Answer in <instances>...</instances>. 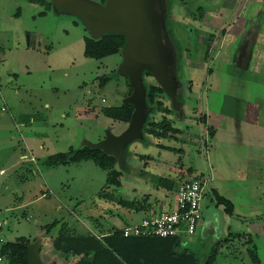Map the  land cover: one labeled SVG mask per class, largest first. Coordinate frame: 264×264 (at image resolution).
I'll list each match as a JSON object with an SVG mask.
<instances>
[{
  "label": "rangeland",
  "instance_id": "374dc122",
  "mask_svg": "<svg viewBox=\"0 0 264 264\" xmlns=\"http://www.w3.org/2000/svg\"><path fill=\"white\" fill-rule=\"evenodd\" d=\"M198 1L211 13L220 8L217 0ZM256 6L262 4L249 5L250 8ZM175 27V38L181 45L186 46L196 39L189 34L187 26ZM87 36L79 18L53 7L46 8L44 0H0V169L3 168L0 175V264H9L7 255L2 252L4 244L19 238L43 240L42 260L46 264H73L78 257L54 252L50 237H57L59 231L65 229L67 235L82 231L86 233L81 235L101 239L104 232L134 223L148 212L166 211V204L171 200L174 189L158 183L155 177L140 174L138 168L143 167L144 160L139 157L124 171L117 163L113 165L110 170L120 171L116 178L122 182L114 187L106 183L108 176L113 178L110 170L100 168L92 160L53 167L44 164L51 153L78 148L85 141L97 142L106 131L117 135L127 127V122L101 113L88 119L77 117V109L87 104L97 108L119 105L127 89L123 77L115 72L121 55H109L100 60L86 58ZM259 49L264 51L262 46ZM218 68L226 70L213 63L214 73L207 77V85L228 98L227 84L231 79L228 75L221 77ZM110 72L113 78L99 86L97 77ZM179 75L183 77L184 70L179 71ZM190 75L195 78L194 87L204 80L203 71L193 75L191 71ZM198 96L192 95L193 107L186 112L189 120L183 126L185 131L180 139H169L180 135L176 130L163 131L165 138H158L156 132H161L162 128L150 123L148 130L155 133L149 137L156 145L139 141L129 145L130 150L136 147L139 153L148 154L146 159L151 162H167L162 168L147 163L146 173L153 170L156 177L177 183L182 174L169 163H178L179 156L180 163L193 167L196 173L207 169L205 157L200 156L204 145L196 119L201 116ZM102 98L105 102H101ZM227 105L229 107L230 102ZM30 115L32 122H29ZM161 118H165L162 113L153 120L161 122ZM183 123L178 121L176 125ZM162 145L181 148L184 155L160 148ZM206 149L213 186L233 202L235 216L226 214L222 206H216L206 197L202 201L203 219L211 220L216 225L215 230L211 232L210 228L206 234L185 237L186 243L195 249L209 250L230 233L232 236L220 242L215 264H255L253 254L259 264H264V229L259 228L255 220L240 219L264 215V158L260 159L262 163L257 159L264 153V127L228 120L214 139L207 138ZM31 153L36 161L30 160ZM103 191L109 192L114 201L101 198L99 194ZM43 192L45 196H41ZM119 197L132 200L135 208L119 205L116 202ZM87 219L88 230H84L81 222ZM48 227L50 230L45 234Z\"/></svg>",
  "mask_w": 264,
  "mask_h": 264
},
{
  "label": "flooded vegetation",
  "instance_id": "af4514ba",
  "mask_svg": "<svg viewBox=\"0 0 264 264\" xmlns=\"http://www.w3.org/2000/svg\"><path fill=\"white\" fill-rule=\"evenodd\" d=\"M44 1H46V8L50 9L53 7L51 0H44ZM97 1L100 2L101 0H97ZM196 1L198 2V4L196 3ZM217 1H220V5H221L222 0H217ZM246 1L248 5L246 6L245 15L249 16L251 18L250 21L252 22L249 25L250 31L249 34L243 38L240 44V51L238 57H236L235 59L234 56L235 59L234 63L229 64L228 62H224L221 60V49H222L221 39L226 34V28H219V26H216V20L213 18V17L216 18L218 17V19H221L220 17L221 6H219L220 8L217 12L213 11L211 13L205 7L200 5L198 0H165L166 3L165 26H166V30L169 33V37L172 41L177 59L176 79L178 82L177 83L178 87H176L175 89L177 104L176 105L172 104L171 98L167 95L166 91L156 82V80L153 78L152 74L149 71L146 70L143 71L142 76L145 87L146 85H149L155 88V91L153 93V100L156 101L158 104H160V106L156 112L152 113L150 107L147 104L149 108V112L143 124L144 137L139 140H136L144 144L147 143L154 144L152 138L149 137L155 133V132L153 133V131L150 132V130H148L150 123H152V125H155L154 127L156 128L157 125L162 128L161 132H156L158 138L160 139L165 138L163 131L167 133H172V130H176L180 132V135L176 137L177 139L173 137L169 139H173L175 141L180 139L181 138L180 136L184 135L183 131H185L183 130V126H186V120H189L188 117L186 116V112H188V110L191 107H193L192 95L194 93L199 94V96L197 97V99H199V102L197 103L200 104L201 116H199V119L198 118L196 119H197V123L200 124L202 130L201 132H202L203 145H204L203 152L200 153L201 154L200 156L202 157L203 155V157H205L207 162V169L202 173H196L193 167L184 166L182 165V163H180L181 162L180 156L177 161L178 163L175 162L169 163V166L172 169L176 168V170L181 172L182 175L179 176V178L181 179L180 181L186 180L185 178L199 180L203 184V200L206 197L209 198V200L213 204H215L216 206H222L224 212L231 216H235L234 204L231 200L221 195L218 192V190L213 186V173L211 169V164L208 162L206 146H207V138L214 139L218 133V129L225 127L228 120L229 121L235 120L237 124L245 123L248 124L249 126L254 125L257 127L258 126L264 127V62H263L264 51H262V49H259L261 46L264 47V44L254 43V40L251 37V35L255 31V27H258L259 29L264 28V3H261L262 6H256L255 8H250L249 5L252 4L253 1L252 0H246ZM47 3H49L50 7H47ZM235 8L236 7H234L233 10H235ZM206 10L208 11L209 14L207 16H205L204 13ZM176 25H179V27L181 28L187 26V29H189L190 32L189 34H192L193 36L195 35L196 39L195 40L192 39V41H190V43H188L186 46L181 45L179 40L175 38V34L173 31V29L176 28L175 27ZM226 27L228 28V26ZM252 30L253 33L251 32ZM114 54L121 55V50L118 53H113L109 55H114ZM109 55L94 60H100ZM213 63H216L221 68L226 69V70L219 68L217 69L221 74V77H225L228 75V77L231 79V83L227 84L230 90L227 96L229 99L226 98L224 94H220L218 91L211 90L208 88L207 77L209 78L212 75V73H214L212 69ZM181 70H184L183 77L179 75V71ZM116 71L118 73V76L123 77L124 80L123 85L125 88H127L124 96V98H126L131 94L132 88L129 84V80L127 82V79L125 77L126 75L118 71V66L115 72ZM191 71H192V75L196 71L199 72L203 71L204 73V75L201 77V78L204 77V80L201 79L199 83L196 84L195 87L193 82V79L195 78H193V76L190 75ZM186 73H188L189 76H186ZM109 74L112 73L110 72L108 74H103L97 77L99 79L98 80L99 86H101L100 78L103 76H107ZM112 78L113 76L111 77V79ZM111 79H109L104 85H106ZM129 87L131 88L130 93H129ZM210 99L212 101H210ZM101 102H105V99L102 98ZM228 102H230L229 107L227 105ZM122 103L123 102H121L119 105L110 106V107H118ZM124 104H128V103H124ZM104 107H109V106H103L97 108L95 106H91L90 104H87L86 111L93 112L94 114L93 116L96 117L100 113L103 114L102 109ZM160 113L164 114L165 118H161L162 119L161 122H156L155 120H153L154 117L156 115H160ZM169 116L171 118H169ZM191 119L192 118L190 117V121H192ZM117 121H121V120H117ZM178 121L184 123L181 124L180 126H177L176 122ZM189 140L192 142L191 139ZM192 143L196 144L197 142L194 141ZM129 145L126 147L125 150L126 167L128 166L131 167L130 162L133 161V156H137L141 158V160H144L143 162H145V165L151 162L150 159H146L148 155H146L145 153H139L138 151L139 149H137L136 147L132 148L133 150H130L131 146ZM160 148L178 151L183 153L184 155V150L181 148H176L170 145H162L160 146ZM129 151H132L133 155L129 156ZM262 158H264V153L262 156H260L257 159H259V162L262 163V161L260 160ZM262 160L264 161V159ZM152 162L154 161L152 160ZM164 164H167V162ZM122 171H124V167ZM138 171H140V168H138ZM140 174L146 177L149 176L153 178L155 177L156 179L159 178L155 176L153 170H150V174L146 173L145 171L142 173L141 170ZM220 199L229 201L232 204L233 209L231 214L226 212L225 204L221 202ZM240 219H243L246 222L255 220L256 223L260 225V227L259 226L257 227L264 229V215L251 217L250 219L240 217ZM204 221H209V220L203 219V215H202L201 223H203ZM211 226H212L211 232H213L215 230L216 225L212 222ZM249 239L247 241H249ZM254 250H256V248H254Z\"/></svg>",
  "mask_w": 264,
  "mask_h": 264
},
{
  "label": "water",
  "instance_id": "95a60500",
  "mask_svg": "<svg viewBox=\"0 0 264 264\" xmlns=\"http://www.w3.org/2000/svg\"><path fill=\"white\" fill-rule=\"evenodd\" d=\"M53 8L82 20L89 37L100 38L106 33H121L125 44L121 49L118 71L128 77L132 92L123 103L133 105L127 127L114 135L109 130L97 142L83 145L98 148L116 159L122 170L126 147L144 137L143 124L149 112L143 71H149L176 105L175 89L177 59L166 30L165 0H51ZM183 240V239H182ZM41 239L29 241L27 264H46L40 257Z\"/></svg>",
  "mask_w": 264,
  "mask_h": 264
},
{
  "label": "trees",
  "instance_id": "16d2710c",
  "mask_svg": "<svg viewBox=\"0 0 264 264\" xmlns=\"http://www.w3.org/2000/svg\"><path fill=\"white\" fill-rule=\"evenodd\" d=\"M100 3L103 4L104 0H101ZM47 7H50L49 3H47ZM124 43L125 37L121 33H106L100 38L87 36L84 44V56L89 59H99L109 54L118 53ZM111 77V74L101 77L100 85L103 86ZM125 77L128 82L127 76ZM154 91L155 88L146 85V101L152 113L156 112L160 106L153 100ZM130 92L131 88L129 87ZM132 110L133 106L131 104L122 103L118 107H104L102 112L105 116L115 120L128 122ZM81 160H92L105 170H110L116 163L115 158L104 151L83 145L48 155L44 164L47 167H53ZM125 169L126 165L124 166ZM110 173L113 178L107 177V186H120L121 182L116 177H119L121 172L110 170ZM157 180L162 185H168L169 189H175L177 184L162 178ZM99 196L113 201L115 199L109 192L105 191L101 192ZM220 201L225 204L226 212L231 214L232 204L224 199H220ZM116 202L129 208L135 206L132 200L122 197L117 198ZM226 240L227 237L224 240L215 242L209 250L204 248L195 249L179 237H123L120 230L115 228L104 232L101 239L89 234L67 235L62 232L54 238L52 246L63 254L71 253L76 255L78 259L73 264H215L220 242ZM29 241L26 238H19L15 242L4 244L2 252L7 255L9 264H27L26 244ZM251 258L255 264H259V259L255 254L251 255Z\"/></svg>",
  "mask_w": 264,
  "mask_h": 264
},
{
  "label": "built area",
  "instance_id": "2783aa9c",
  "mask_svg": "<svg viewBox=\"0 0 264 264\" xmlns=\"http://www.w3.org/2000/svg\"><path fill=\"white\" fill-rule=\"evenodd\" d=\"M3 174V170L0 171ZM203 184L197 179L180 181L166 204V211L147 213L139 221L120 228L123 237L159 238L193 236L202 221Z\"/></svg>",
  "mask_w": 264,
  "mask_h": 264
},
{
  "label": "crops",
  "instance_id": "0c3cea01",
  "mask_svg": "<svg viewBox=\"0 0 264 264\" xmlns=\"http://www.w3.org/2000/svg\"><path fill=\"white\" fill-rule=\"evenodd\" d=\"M252 1H253V3H264V0H252ZM247 5L248 4H247L246 0H222L221 5H220L221 6V12H220L221 19H218V17L217 18L213 17L216 20V26H219V28H226V34L221 39L222 40V42H221V45H222L221 46V48H222L221 49V60L224 62H228L229 64L234 63L236 57H238V54L240 51V44H241L243 38L246 37L250 31L249 25L252 23L250 21L251 18L249 16L245 15ZM234 7H236L235 10H233ZM204 13H205V16L209 15L207 10ZM219 20H220V22H219ZM226 26H228V28ZM251 32L253 33V30ZM251 37L253 38L254 43L264 44V28L259 29L258 27H255V31L251 35ZM234 56H235V59H234ZM9 80H12V78ZM210 101H212V100L210 99ZM86 107H87V105L81 106L77 109V117L79 119H88V118L94 117L93 112L86 111ZM32 121H33V116L30 115L29 122H32ZM22 123H21V125H22ZM51 154H54V153H51ZM146 155H148V154H146ZM136 158H137V156H133V160H136ZM30 160L36 161L37 158L35 155H33L31 153ZM142 163H143V165H142L143 167H141V166H139V167L143 173L145 170L148 171L149 168H145V162L142 161ZM154 166H156V167L158 166V167L162 168V166H165V164H163V163L158 164L157 162H151V167H154ZM1 170H3V168H1L0 171ZM120 182H121V180H120ZM179 182L180 181H178L177 184ZM140 184H142V180H141ZM121 185H122V182H121ZM45 195H46L45 192H43L41 194V196H45ZM87 223H88V219L85 221V223L81 222V227L84 230H88ZM211 224H212L211 221H204L203 223H201L200 227H199V229L195 235H203V234L208 233V230L210 228L212 229ZM64 225L67 227L66 224H64ZM48 229L50 230V227L47 228V231L45 230V234H48V233H46V232H49ZM64 230L65 229H63L62 231H59L58 234L64 232ZM81 232L82 231H76V234H73V235H81V234L86 233V232H82V233ZM228 236H232V235L229 233ZM236 237H239V234H237ZM29 240L33 241L36 239H32V240L29 239ZM49 240L51 241L50 244H51L52 250L56 253L60 252V251L55 250L52 246V242H53L54 238L50 237ZM183 240H185V239L183 238ZM43 247H44V244H43V240H42V243L40 245V257H41V259H42V248ZM65 255H73L76 257V255L71 254V253L65 254Z\"/></svg>",
  "mask_w": 264,
  "mask_h": 264
}]
</instances>
